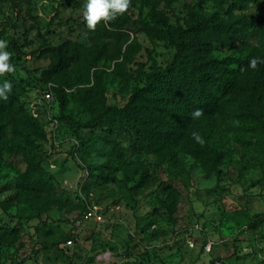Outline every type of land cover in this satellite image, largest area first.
Returning <instances> with one entry per match:
<instances>
[{"label": "rangeland", "instance_id": "obj_1", "mask_svg": "<svg viewBox=\"0 0 264 264\" xmlns=\"http://www.w3.org/2000/svg\"><path fill=\"white\" fill-rule=\"evenodd\" d=\"M188 3L221 24L264 28V0H162L155 8L131 0L117 17L126 35L112 36L86 27V0H0V51L14 69L0 74V89L11 84L0 97V264L264 262V131L247 114L254 108L264 119V96L202 120L198 143L184 136L160 150L139 148L102 115L172 61L176 49L150 32L183 24ZM66 42L76 47L66 69L76 85L49 108L44 73ZM210 57L238 54L223 48ZM98 83L103 99L94 96ZM35 164L42 190L19 185Z\"/></svg>", "mask_w": 264, "mask_h": 264}, {"label": "trees", "instance_id": "obj_2", "mask_svg": "<svg viewBox=\"0 0 264 264\" xmlns=\"http://www.w3.org/2000/svg\"><path fill=\"white\" fill-rule=\"evenodd\" d=\"M73 1L80 7L84 0ZM176 1L166 0V5L171 7ZM216 1L222 7L228 2ZM237 1L240 0H230V3ZM143 2L155 8L162 0ZM186 7L183 24L150 32L167 40L176 49L172 61L165 68H155L148 73L144 86L136 88L123 107L110 106L101 110L109 125L134 134V142L139 148L160 150L184 136L198 143L194 129L199 127L202 120H221L229 115L240 98L260 102L264 96V28L221 24L215 18L216 13L199 16L196 4L188 3ZM158 15L164 17L162 12ZM124 25V21L116 18L107 26L103 23L101 28H97L103 30L106 36L126 35L122 31ZM223 48L236 51L238 57H232L229 61L210 57L213 50ZM75 49L71 42L53 48L57 60L44 73L47 83L45 92L51 90L53 96H62L68 88L76 85L68 79L66 71L76 56ZM120 53L117 50V55ZM253 58L262 61L255 69L250 67ZM234 62L235 66H231ZM238 68L243 69L241 74ZM54 80L58 83L55 84ZM91 90L87 89V92ZM94 96L103 99L104 87L99 83ZM198 109L202 114L194 117L193 113ZM247 114L254 116L264 131L262 114H258L254 108H248ZM39 166L35 164L24 172L19 178V185L42 190L44 182L38 172ZM167 205L172 206L171 203Z\"/></svg>", "mask_w": 264, "mask_h": 264}, {"label": "clouds", "instance_id": "obj_3", "mask_svg": "<svg viewBox=\"0 0 264 264\" xmlns=\"http://www.w3.org/2000/svg\"><path fill=\"white\" fill-rule=\"evenodd\" d=\"M131 5V0H86V4L83 7V20L86 27L95 31L97 25L104 23L105 26L109 22L114 21L118 16L123 15L128 11ZM6 41L0 40V49L6 46ZM10 58V53L0 51V74L5 72H12L14 69L7 61ZM259 61L257 58H253L250 61V67L255 69ZM4 89L11 90V84L9 82L4 83ZM4 89H0V97L7 98L4 95ZM202 114L201 110H196L193 113L194 117H199ZM195 135V134H194ZM198 139V137H197Z\"/></svg>", "mask_w": 264, "mask_h": 264}, {"label": "built area", "instance_id": "obj_4", "mask_svg": "<svg viewBox=\"0 0 264 264\" xmlns=\"http://www.w3.org/2000/svg\"><path fill=\"white\" fill-rule=\"evenodd\" d=\"M44 98L47 102V107H51L52 105V102L54 97H53V93L51 92V90H47L45 93H44ZM54 126L56 127L57 126V121L54 120ZM86 216L87 217H91V216H95L98 220H101L102 218L100 216H97L96 213H93L92 210H88L87 213H86ZM264 264V263H262Z\"/></svg>", "mask_w": 264, "mask_h": 264}]
</instances>
